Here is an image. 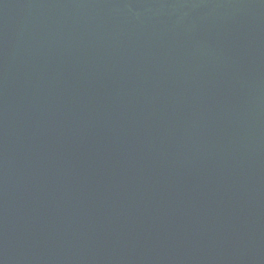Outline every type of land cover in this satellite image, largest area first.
Here are the masks:
<instances>
[{"label":"water","instance_id":"water-1","mask_svg":"<svg viewBox=\"0 0 264 264\" xmlns=\"http://www.w3.org/2000/svg\"><path fill=\"white\" fill-rule=\"evenodd\" d=\"M0 264H264V0H0Z\"/></svg>","mask_w":264,"mask_h":264}]
</instances>
